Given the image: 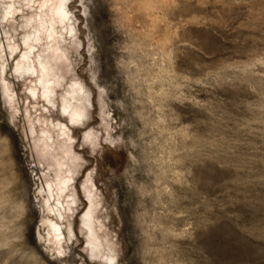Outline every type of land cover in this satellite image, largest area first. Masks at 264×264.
Returning <instances> with one entry per match:
<instances>
[{"label":"rangeland","instance_id":"obj_1","mask_svg":"<svg viewBox=\"0 0 264 264\" xmlns=\"http://www.w3.org/2000/svg\"><path fill=\"white\" fill-rule=\"evenodd\" d=\"M43 1L0 0V264H264V0H63L58 44Z\"/></svg>","mask_w":264,"mask_h":264},{"label":"bare ground","instance_id":"obj_2","mask_svg":"<svg viewBox=\"0 0 264 264\" xmlns=\"http://www.w3.org/2000/svg\"><path fill=\"white\" fill-rule=\"evenodd\" d=\"M30 1V0H29ZM32 1V0H31ZM10 3V2H9ZM11 5V9H14L15 8V3L13 2V3H11L10 4ZM49 7L48 8V10H50V12H51V14H49V15H51L52 17V19L50 18V21L48 20H46V14H47V12L46 11H43V15L41 14V15H39V17H38V20H39V24L38 25H35L34 24V34H32V39H33V41L34 40H42V39H44V37L45 38H47V39H49V38H53V40L54 39H56L57 37V35H56V28H55V26H56V23H59V21H62V18H55V15H59V16H62L63 15V13L65 12V4H64V2H63V0H44L43 2H42V4H41V7L43 8V7ZM9 9V8H8ZM46 9V8H45ZM15 10V9H14ZM10 12H11V10H10ZM12 13V12H11ZM45 14V15H44ZM58 17V16H57ZM35 23H36V21H35ZM61 24H62V22H60ZM66 23V22H65ZM59 27V26H58ZM33 33V32H32ZM43 36V37H42ZM59 37V36H58ZM28 38V37H27ZM30 38V37H29ZM46 39V40H47ZM58 38L55 40L56 41V43L58 44ZM31 41V40H30ZM51 41V40H50ZM53 42H51V44H52ZM46 44H48V43H46ZM35 44H32L31 43V46H28L29 47V49L30 50H32V49H34L35 48V46H34ZM61 46V45H60ZM46 47H48V49L49 50H52V54L53 53H55L56 55H57V53L58 54H62V53H59V52H61L62 51V48L61 47H59L58 45H49V46H46ZM45 49H47V48H45ZM45 52V51H44ZM64 54V53H63ZM58 56V55H57ZM62 56V55H61ZM48 57V56H47ZM49 57H51V56H49ZM53 58V57H52ZM54 58H55V55H54ZM58 58H60V56H58ZM57 57H56V59H58ZM56 59H55V62H57L56 61ZM29 61H27V63H28ZM33 62V61H32ZM21 63V62H20ZM19 63V64H20ZM22 63H24V62H22ZM39 65L42 67V69H41V74L39 75V76H37V78H38V80L37 81H39L40 82V84L42 85V95L43 96H45L47 99L49 98V102L50 103H53L54 105H55V102L53 101V99L49 96V94L51 93V92H53V90H54V87L52 86V84H54V85H58L59 84V79H54V78H50L51 76H54V77H56L57 76V73H55V72H51L52 71V67H50L49 66V63L48 62H46V60L45 59H40L39 60ZM29 66V65H28ZM28 66H26L25 64H23V65H20V69H24L26 72H29V75H30V73H35V72H39V71H37V69H36V67H28ZM60 78V77H59ZM51 84V85H50ZM75 84V83H74ZM73 84V85H74ZM74 87H76V86H74ZM76 90H78V89H76ZM31 91H32V93H33V95L34 96H36V94L38 93L37 92V89H36V87H33V88H31ZM40 94V93H39ZM38 96V95H37ZM49 96V97H48ZM75 97V96H74ZM74 99V98H73ZM75 100V99H74ZM71 100L70 99H68L67 98V96H64L63 97V110L64 111H67L68 110V108H69V104L71 103L70 102ZM73 107V106H72ZM69 115H71L70 116V118L72 119V121H77V119L81 116V113L78 111V110H75L74 109V112L72 113V114H70L69 113ZM64 134H66L65 132H64ZM46 151V150H45ZM58 163H59V165H63V163L61 162V161H59L58 160ZM59 176H61L60 174H59ZM60 179V178H59ZM70 179H68L67 177H61V179L59 180V184H57V185H59V191H63V192H65V189L69 186L68 185V181H69ZM51 185V184H50ZM49 185V186H50ZM50 188H51V186H50ZM67 191V190H66ZM57 207V206H56ZM94 207V206H93ZM49 209V208H48ZM59 209V208H58ZM57 208H56V211L58 210ZM53 210V209H52ZM55 211V212H56ZM59 211V210H58ZM62 213V212H61ZM59 214V213H58ZM61 215V214H60ZM91 217V216H90ZM98 220V219H97ZM51 221V220H50ZM88 223H89V221H88ZM91 225H92V223H91ZM50 228H51V231L54 233L52 236H53V239H56L57 241H59V243H61V241H62V232H61V229H60V226L56 223V222H51V226H50ZM92 228H93V226H92ZM91 232V231H90ZM52 234V233H51ZM95 238V237H94ZM51 239V238H50ZM94 240H96V239H94ZM55 241V240H54ZM105 241V240H104ZM90 244L92 245V249H93V251L95 250V248L94 247H96V242L94 243L93 241H91L90 242ZM98 244V243H97ZM100 247V246H99ZM99 252V251H98ZM106 254V253H105ZM112 254V253H111ZM91 255V254H90ZM106 256V255H105ZM108 256V255H107ZM96 257V256H95ZM107 258H109V262H108V264H115V262H114V256H108ZM113 259V260H112Z\"/></svg>","mask_w":264,"mask_h":264}]
</instances>
